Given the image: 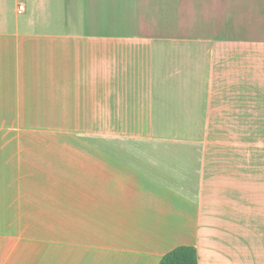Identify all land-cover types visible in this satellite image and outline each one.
I'll use <instances>...</instances> for the list:
<instances>
[{"label": "crops", "instance_id": "crops-1", "mask_svg": "<svg viewBox=\"0 0 264 264\" xmlns=\"http://www.w3.org/2000/svg\"><path fill=\"white\" fill-rule=\"evenodd\" d=\"M255 1L232 22L263 23ZM129 8L0 0V264H158L180 245L264 264V239L242 242L264 232L243 144L264 127V34H212L208 0Z\"/></svg>", "mask_w": 264, "mask_h": 264}, {"label": "rangeland", "instance_id": "rangeland-1", "mask_svg": "<svg viewBox=\"0 0 264 264\" xmlns=\"http://www.w3.org/2000/svg\"><path fill=\"white\" fill-rule=\"evenodd\" d=\"M208 2L211 5V10L214 9V7L216 6H220V9H224L223 15H226V16L220 15L219 17H214L212 15L213 13L210 14L212 15L210 16L211 20L212 19L221 20V22H211L210 31L212 34L224 32L228 35L240 36L242 35V33L256 34L257 31L260 35L264 34V22L258 23V24H251V23L235 24L234 22H232L235 19L234 16L236 17L238 9H240L239 13H242L241 11H243V13L246 14L243 9L245 8L248 9V7L252 6V4L258 3L257 1L255 0H208ZM116 4L124 6L126 12L130 13V8H129L130 0H116ZM254 10L256 12V9ZM255 12H253V14ZM248 15H250V13ZM222 21H226V22H222ZM251 143L256 146V151L254 152L253 150V158L255 157L259 160L260 171L263 172L264 174V166L262 165L264 163V127L263 126L261 127L260 125L259 133L255 137L253 136L252 141L250 139V136H246V135L243 136L244 147L245 146L247 147L246 144H249L248 148H250ZM245 153L246 151H244V154ZM259 206H261V204ZM262 212L263 211L260 210L259 217L260 218L262 217V220L264 221V215L261 216ZM258 223L261 224V226L263 224L261 223L260 219ZM242 234L244 237L242 242H252V243L253 242H263L261 238L264 239V232L262 230L255 231V230H252L250 227L245 226L244 224H243ZM247 252L248 250L247 249L245 250L244 248L243 255L248 256Z\"/></svg>", "mask_w": 264, "mask_h": 264}, {"label": "trees", "instance_id": "trees-1", "mask_svg": "<svg viewBox=\"0 0 264 264\" xmlns=\"http://www.w3.org/2000/svg\"><path fill=\"white\" fill-rule=\"evenodd\" d=\"M158 264H198L197 250L191 245H180L165 253Z\"/></svg>", "mask_w": 264, "mask_h": 264}]
</instances>
